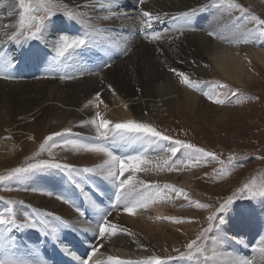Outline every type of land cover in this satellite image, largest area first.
<instances>
[{"label": "bare ground", "instance_id": "obj_1", "mask_svg": "<svg viewBox=\"0 0 264 264\" xmlns=\"http://www.w3.org/2000/svg\"><path fill=\"white\" fill-rule=\"evenodd\" d=\"M2 1L0 0V10L12 2V0H5L4 3ZM63 1L69 5L68 9L79 13L78 19L70 21L67 17L63 18L50 31L52 32L51 35L55 36L53 37L55 39L46 37L45 42L47 45L55 42L59 36L56 35V30L58 29L60 30L59 33L63 32L70 36L83 35L86 31L91 32L95 29H100L99 35L94 37L96 41L99 39L100 43L90 44L88 47L74 53L80 58H85L87 63L94 67L96 70H94V75L96 76H91L81 70L74 72V68L71 73H68L66 65L59 68L56 60L53 58L54 49L49 48L39 40H34V42L21 38V43L19 44L10 40L9 37L15 34L16 23L11 21L12 18L5 16L8 12H0V62L4 58H7L11 65L6 73L10 78L5 79L3 76H0V130L8 131L13 125L28 130L39 118H48L52 123V127H56L54 131H58L67 123H71V131L75 136L65 135L67 137L57 140L56 146L49 150L51 158L53 156L61 157L63 160L65 158L64 162L69 163L68 165L70 166L78 162L86 165L84 168H95L101 166L97 163L93 165L97 160L102 161V165L105 164L107 156L103 153L74 149L71 144H65V141H75L77 144L96 143L98 140L95 137H99V135L96 132L95 126L90 121L96 119L97 112L103 118L114 123L125 121L134 114L140 115L145 110H159L160 112L170 106L174 107L180 115L189 112L193 120L197 119L198 122L202 118H206L207 120V118H210L212 114L217 112L204 100L202 101L200 97L190 93L185 86L179 87L178 81H176L178 79L179 81L181 80V77L177 73L182 72L187 76L189 74L197 75L203 73L200 58L195 59L193 57L195 54L200 55V57L202 56L224 79L240 87H244L245 84L250 86L255 83L253 74L248 68L249 62L257 63L264 69V44L258 46L252 43V38L256 35L257 28L249 25L244 26L234 17L224 13L220 14L217 11H211V15H208L203 20L206 14H200L199 8L208 0H158L155 4V0H145L144 4H141L140 11L144 6L146 7L145 11L151 12L153 16H155V12L149 5H156L160 8L162 6L165 7L167 17L175 16L192 9H197L196 15L200 16L199 23H202L203 27L201 32L197 33L195 31V27L196 30L200 29V26L197 27L192 22V18H195V15L188 23L182 20L181 25L177 26L178 28L181 27L188 30V33L182 34L186 37L181 38V40H174L172 43L164 42L163 46L159 47L156 44L153 45L155 41L153 39L150 42L152 45L141 43L140 38H145V33L143 34L145 26H142V21L145 18L138 20L134 25L129 26V28H125L123 25H117L118 22L110 20V17L107 15L98 16L100 12L108 11L112 7L114 9H119L120 7L134 9L138 0H115L117 1L116 3L115 1L112 3V0ZM165 2L168 4L166 5ZM104 17L108 18L104 19ZM172 20H167L162 24L154 23L147 31L160 35L169 26L179 24L180 20ZM184 22L188 25V28L183 27ZM163 27H165V30ZM209 33L213 34L209 35ZM44 34H47V31ZM47 35L52 37L49 34ZM146 42L149 43V41ZM185 43H190L189 45H193V48L187 50ZM156 48L161 49V56L156 54ZM125 49H128L126 54ZM10 57L14 60L12 61ZM110 67L112 69L107 70ZM171 69H175L176 72L171 71ZM97 74L99 75L97 76ZM83 76H89V78L84 77L80 79ZM61 77H65V80H72L68 82L61 79ZM76 77L77 79H75ZM98 77L104 79V83L100 84V79H97ZM41 78L48 80H42ZM33 79L35 81H32ZM105 84L112 86L113 92H108L103 87ZM195 90L197 89L195 88ZM12 109H15L13 115L11 114ZM1 123H5V125L2 126ZM108 140L111 141L109 137ZM0 142L1 149L4 152L5 147L11 141L4 139ZM107 142L104 140V144L109 147L114 155L117 153V151L115 152V148H118V146L123 147L119 143H114L112 147ZM166 145L158 144L156 154H167L172 148L176 147L174 145V147ZM7 149L8 154L13 155L15 152L10 145ZM134 150L131 152L125 151L122 155L143 156L145 154V152ZM118 154L121 155V153ZM181 154L183 155L184 153L182 152ZM55 162L61 161L55 159ZM77 166L79 165L77 164ZM77 166L75 168L72 167L75 170L72 172L74 173L72 176H80V182H82L80 186L85 189V192H82V190V193H80L81 197L88 199L84 209L89 210L93 217H99L100 212L96 211V209L105 206L103 202L110 198L112 194L103 185L102 181L109 183H113V181L104 179L106 172L100 175H92L90 178L86 173L81 171V167ZM141 169L135 173H132L130 170L128 171L134 176V180L138 184L137 186H147V184L149 186L150 182H147ZM39 172L43 174L47 171L34 170L33 173L37 176ZM49 174L50 172L45 174V177L39 176V174L37 178H35V175H29L24 181L31 184L32 187L41 184L50 186L48 184ZM72 176L67 175L68 178ZM44 178L47 179L48 183L43 180ZM121 179H125V175ZM141 181L144 184L139 183ZM171 182L175 183L174 180H171ZM189 184L185 179L181 183V186L192 189L193 186ZM53 185L56 186L54 183ZM25 188H28V185ZM140 188V191L142 190L140 195L137 194L139 191H134L131 196H127L119 201L121 204L120 209L123 210V213H128L125 211V208L131 207L137 201L146 202L147 207H136L132 213H128L132 214L133 220L123 215V219L131 226V230L127 232L128 234H123V229L120 230L116 226V233L118 232V234L112 235L109 232L104 238L99 237L102 240L98 239L94 243V249L97 250L95 255L85 252L83 245L90 249V246H86V244L90 243L89 236L85 241L82 240V237L87 231L92 232L93 234L90 238L93 241L95 235H98V228L91 229L92 226L87 225L83 217L73 211L76 203L70 207L66 202L65 204H61L59 199L51 198L47 195H45L46 197L44 195V197H40L41 195H37L31 191L29 202L32 203L26 201L27 203L25 204L31 207L34 214H29L28 208L16 204L14 212L17 221L19 219L21 221V218L25 217L43 215L49 221V225L47 228L40 225L36 228L21 227V234L11 239L12 244L2 243L4 237L0 236V259L4 258L3 254L5 248H7L10 257L13 258L15 256L16 259L28 261L29 264H39V256L51 259L60 256L63 261H68L70 264H80L77 259H84L86 256L87 258L92 257L89 260L90 264H118L119 261L131 260L136 262L150 260L152 254L150 252L144 254L143 250H140L139 247H141L140 244L142 243L146 245L144 246L146 248L142 247L143 249L153 251L152 247H150L152 244L148 243L145 236L142 235L143 239L137 236L141 234V230L140 232L137 231L139 226H145L152 220L154 222L163 221L168 223L170 221L169 217L174 222L178 217L182 216L183 212H173L172 209L173 207H180L182 204L181 200L184 197L182 198L181 196L180 199H177L174 206L170 208L169 188H166L167 190L165 189V191L161 190V192H157L154 189L145 195L144 193L148 192V189L149 191L151 190V185L145 191H143L144 187ZM54 205H58L55 208L60 210L59 215H64V219L61 220L65 222L64 225L59 226L58 232L55 235L51 233V228L60 225V221L46 215L53 213ZM44 210L49 211L43 213ZM257 212L261 213L259 218L256 216ZM22 213H26V215L22 216ZM224 221L223 225H219L220 231L218 233L214 227L212 232L208 233L203 241L205 251L203 253V261L200 264H236L240 260H249L252 261V264H264V260L261 259L262 254L258 251V248L264 243L263 202L233 207ZM73 227L82 230L78 232ZM15 228L16 226H12V229ZM12 233L13 231L10 232V235ZM132 235H134L133 238L131 237ZM130 237L132 240H129ZM173 240L176 239L173 238ZM65 242L73 244L70 246L71 249L66 248L62 244ZM76 247L80 249L79 252L76 250ZM85 253L86 255L84 256ZM109 257L116 259L110 261ZM174 263L190 264L188 261H176ZM174 263L165 261V264Z\"/></svg>", "mask_w": 264, "mask_h": 264}, {"label": "rangeland", "instance_id": "obj_2", "mask_svg": "<svg viewBox=\"0 0 264 264\" xmlns=\"http://www.w3.org/2000/svg\"><path fill=\"white\" fill-rule=\"evenodd\" d=\"M114 1L115 0H112V3ZM156 1L158 0H155L154 4ZM2 2L4 3L5 0H3ZM26 2H29V0H26ZM54 2L58 4L59 7L53 8L55 14L49 20H46V29L44 33H46L47 31V34L49 35H51L52 33L50 31H52L53 26L66 17L63 11L64 5H67V8L69 7V5L63 0H54ZM116 2L117 1H115V3ZM229 2L237 4L240 7H228ZM165 4L167 5L168 3L165 2ZM221 4H223V7H220ZM30 5L33 8L39 7L37 0H30ZM202 5L199 8L200 14H206L203 20L208 15H211V11H217L220 12V14L224 13L230 15L236 20H239L240 23L244 26L249 25L256 27L257 32L256 35L252 38V43L258 46L264 44V35L260 34L261 32H264V25H260L257 20L250 19L252 16H255L258 18V20H264V0H208ZM135 6L136 8L134 9L138 10L129 8L126 9L124 7H120L121 9H114V7H112L108 11L100 12L98 16L107 15L110 17V20L114 22L116 21V23L118 22L117 25H123L125 26V28H129V26H131L132 24L134 25L138 20L144 19V17L142 16V12L145 11L146 7L143 6V9L140 11L142 5L138 3V1L136 2ZM149 6L155 12V16L159 15L162 20V22L153 20L154 22H152V25L154 23H165L167 20H170L172 19V17H174H167V11L163 6L162 8L156 5ZM241 9H243V11H241ZM21 11L22 9L19 8L18 0H12L11 4L0 10L1 13L8 12L5 16H8V18H12L11 21L16 23V31H14L15 33L19 31V14ZM30 14L44 13L43 9H41L38 13L33 12ZM192 22L195 23L197 27L200 26L199 30H196L195 27V31L197 33L203 30L202 23H199V15H196L195 18H192ZM181 23L182 20L179 21L178 25H171L166 30L165 27H163L165 32L159 35V39H153V41L155 40L153 42V45L156 44V46L159 47L163 46L164 42L172 43L174 40H181V38L186 37L182 34L185 32L188 33V30L177 27L181 25ZM183 27L188 28V25L184 22ZM59 31V29L56 30V35L64 34L63 32L59 33ZM44 33L43 39H40L39 41L47 45V43L45 42L46 37L53 38L55 36L51 35L52 37H50ZM144 33L145 31H143V34ZM54 39L55 38H53V40ZM140 39L142 44L146 43L152 45V43H150L152 40L151 38L146 39L143 37ZM146 41H149V43H147ZM97 42L100 43V40L97 39ZM53 44L54 42L47 46L53 49ZM185 44L187 50H189V48H193V45H189L190 43ZM155 51L159 56L162 55L161 49L156 48ZM54 57L55 51L53 58ZM193 57L195 59L200 58L203 73L197 75L189 74L188 78L194 86L189 87V85L182 83L181 80L179 81V79L176 80L178 81V86H185V88L190 93L194 94L195 96L197 95V97H200L202 101L204 100V102L212 106L214 108L213 110H217V112L212 114V116L210 118H207V120L206 118H202V120H199L198 122L197 119V121L193 120V117L189 112L180 115V113H178L172 106L167 107L164 111L160 112L159 110H145L142 114H134L127 120H134L137 122L149 124L157 131H159L162 135L171 137V140L162 141L156 138L144 136L143 134L139 133H120L118 134L116 139H113L112 133H110L111 135L109 134V139L111 141L107 139V142L106 140L109 145L111 144L110 146H112L114 143L123 145V147L118 146V148H115V151H120L119 153H121V155L116 153V155L120 157L130 156L122 154L125 151L131 152L134 149V151L138 150L139 152H145V154L143 155L144 157H140H142V159L147 162L139 163L138 166H141L140 169L142 168L141 171L143 170L142 174H144L147 182H150L151 190L149 191L148 189V192H145L144 195L153 191L154 189H156L157 192H161V190L165 191L166 188H169L168 196L171 201L170 208L174 206L177 199H180L181 196L182 198L184 197L183 200H181V206L173 207L172 209L173 212H183L182 216L178 217L174 222H172L171 217H169L170 221L168 223L163 221L154 222L152 220L151 222H148L149 225L146 224L142 227L139 226L137 230L138 232H140L141 230V236H137H139L141 239H143V236H145L148 240V243L152 244V246L150 245V247H152L153 251H150L148 249L147 251L143 249L146 248L144 247L146 245L142 243L140 244L141 247L139 248L140 250H143L144 254L150 252V254H152L151 258L160 257L164 261H171L172 263L176 261H188L186 259H181L180 254L184 253L185 255H187L189 250L187 249L186 245L190 241L197 239L200 233L208 227L209 221L207 218L209 216L215 215L218 218L222 217L223 219H226L229 211L231 210V208L233 209V207H238L244 204L251 205L260 201H262L264 204V196L261 195V192L264 191V69L261 68L257 63L249 62L248 68L253 74L255 83L250 86L245 84L244 87H240L224 79L213 68L211 64H208L205 59H203L202 56L200 57V55L195 54V56ZM10 59L12 61L14 60L12 57H10ZM56 62L59 68L66 65L68 73H71L74 68V72L81 70L86 74H89L91 76L93 75L94 77L96 76L94 75L96 71L94 67L90 66L85 58H80L75 54H72L67 58L62 57L59 61ZM111 67L107 70L112 69ZM99 74H97V76ZM84 77L89 78V76H83L80 77V79ZM41 79L48 80L45 78ZM75 79H77V77ZM97 79H100V84L104 83V79H101L100 77H98ZM70 80L72 79H66L65 81L69 82ZM32 81H35V79H33ZM55 81L58 82L59 80ZM103 87L108 92H113L112 86L105 84ZM195 88L197 90H195ZM216 99L223 100L224 103L214 102ZM14 111L15 109L11 110L12 115L14 114ZM1 125L4 126L5 123H1ZM55 129L56 127H52V123L48 118H39L37 122L34 123V125L28 128V130L19 128L16 125L10 127L8 131H2L1 129L0 141H3L4 139L10 140L11 142H9L8 146L10 145L15 152L13 153V155L8 154V146L5 147V151L3 152L0 145V176H7L8 173L14 168L26 167L29 163H37L41 160L55 162L56 159L57 161H61L58 163H64L68 165L69 163L64 162L65 158L64 160L61 157L57 156H53V158H51L49 150L53 148V143L56 144V141L60 140V138L67 137L69 135L75 136L71 131L72 124L67 123L58 131H54ZM56 133H60L61 135H56ZM49 136H52V140L45 143L46 138ZM95 138L98 140L96 141V143H99L102 140V138L100 137ZM177 140L182 141L185 144H192L195 146V149H204L205 152L215 153V157L206 156L203 153L195 151V149L181 147L180 145L174 143ZM158 144H167L166 146L170 147L176 146L174 148H177L178 151L175 154H173L172 151L162 155L156 154V148ZM42 145L44 146L43 150H41ZM118 149L122 150L118 151ZM182 152L184 153L183 155L181 154ZM91 158L95 159L94 157ZM108 159L109 158L106 157V160ZM76 163L79 166H77V164H71L73 165L71 167H81L80 169L82 170L86 166L82 163ZM96 163L99 165L103 164L102 161L97 160L93 165H95ZM118 167L119 166L117 165V168ZM93 169H95L94 173H86V175L90 178L92 175H100L106 172V170H102L99 167H95ZM43 171L47 172L43 174L39 172L40 175L37 174L36 176V174L33 173V170L29 173L20 174L19 177H13L9 180L0 181V216L8 215V201L20 202V200L23 203L17 204L28 208L29 213L32 214L34 211L29 205L25 204L27 202L32 203L29 202L31 191L35 192V194L37 195H41L40 197H42L43 195H47L55 199H59L60 193L62 195L60 197H63V199H59L61 204H65V201L69 198L74 199L81 197L76 192H74L75 189H80L81 187L76 186L77 184H82L80 182V176L73 177L72 175L74 173H71L72 177L68 178L67 175L69 174V172L60 169H47ZM48 172H50V174L48 175L49 183L47 182L46 178H44L43 180L50 184V186L41 184L34 185V188L31 184L24 181L26 180V178H28L27 176L29 175H35V178H37L38 175L44 176L45 174H48ZM128 172L129 171H125L126 174L124 173L125 179L129 175H131L130 172ZM184 178L187 180V182L190 183V186H193L192 189L184 188L181 186V183L183 182V180H185ZM171 180H174L175 183L171 182ZM54 181H57V186L53 185ZM133 183H136L134 184L135 191H139L137 193L139 195L142 193V190L140 191V187L145 188L143 189V191L147 190V187H150V185L148 186V184L147 186H137L138 184L135 180L133 181ZM26 185H28V188H25ZM245 185H247V188H245ZM38 186L40 187L38 188ZM55 187L60 188L59 192L57 188L55 189ZM113 187L114 189H116L115 183H113ZM137 187L139 190L136 189ZM173 188L176 190H183V193L186 194L187 198L184 194H178V192L174 191ZM53 191H55V194L52 193ZM64 193H66V196L64 195ZM82 199L85 200L86 198ZM229 200H231V203L228 204L225 212L221 214L219 212L220 205ZM15 205L12 206L13 209L15 208ZM198 205H204V207H200ZM56 206L58 205H54L52 210L53 213H51V216L64 219V215H59L60 210L55 208ZM115 206L116 205H111L109 203L107 204V207L103 210V212H106L109 215L107 218L110 224L116 225L120 230L123 229V234H128L127 232L131 230V226H129L123 219V215H126L125 217H128V219L130 218L131 220H133L134 217H132V214L123 213V210L121 209L117 210ZM48 211L49 210H44L43 213ZM73 211L78 214L76 209H74ZM23 215H26V213H22V216ZM260 215L261 213L257 212L256 216L258 218ZM25 218H21V221L19 219L17 223H23V220ZM213 223L218 224V221H214ZM214 229L218 233L220 231V226H216ZM12 231L14 232V234L12 233V235H10V232ZM21 231L22 229H17L16 227L9 232V236L11 238L16 237L17 235L21 234ZM159 233H161L162 235ZM116 234H118V232ZM207 234L208 233H206L201 238V240L198 241V243L202 247L203 241L207 237ZM9 236H7V242H10L11 240ZM96 237V240H98L100 236L96 235ZM131 237L133 238L134 235H132ZM131 237L129 238V240H132ZM173 238H175L176 240H173ZM93 249L94 247L91 250L92 252ZM169 257H171V259H168ZM53 261L54 260L51 259H41V262L43 264H53ZM202 261L203 254L199 257V264ZM188 262L190 264H196L195 260Z\"/></svg>", "mask_w": 264, "mask_h": 264}, {"label": "snow or ice", "instance_id": "obj_3", "mask_svg": "<svg viewBox=\"0 0 264 264\" xmlns=\"http://www.w3.org/2000/svg\"><path fill=\"white\" fill-rule=\"evenodd\" d=\"M144 2L145 0H138V3L140 4H144ZM37 3L39 7L33 8L30 5V0L29 2H26V0H18L19 8L22 9V11L19 14V31H17L14 35L10 36L9 37L10 40L15 41L16 43L19 44L21 43V38H23V40L43 39V33L46 29V20H49L55 14L53 8L59 7V5L56 4L54 0H37ZM220 7H223V4H221ZM228 7L239 8L240 6L229 2ZM41 9H43L44 14H30L33 12L38 13L40 12ZM63 11H64V15L70 21H75L78 19L79 13L68 9L67 5H64ZM197 11H198L197 9L184 11L179 13L177 16L172 17V19L184 20L186 23H188L190 19L196 15ZM241 11H243V9H241ZM142 16L145 18V20L142 21V26H145L144 27L145 38L159 39L160 36L158 33H149L147 29H150L152 27L153 20L162 22L161 17L159 15L153 16V14L149 11H143ZM107 18L108 17H104V19ZM250 19L257 20V22L260 25H264V20H258V18L255 16H252ZM100 31H101L100 29H95L94 31L91 32L86 31L83 33V35H77V36L60 34L53 44V49L55 51L54 59L56 61H59L60 58L62 57L67 58L68 56H71L72 54L76 53L78 50L82 48H86L90 44L97 43L94 37L96 35H99ZM212 34L213 33H209V35ZM260 34L264 35V32H261ZM127 51L128 49H125V54L127 53ZM10 66H11L10 61L7 58H4L3 61L0 62V76H3V78L5 79L10 78L9 76L6 75L7 70ZM171 71L176 72L175 69H171ZM177 75H179L182 78L181 79L182 83L189 85L190 87L194 86L185 73L181 72V73H177ZM64 78L65 77H61V79ZM97 96H99V94H97ZM214 102L224 103L223 100H219V99H216ZM90 123L95 126L96 132L98 133L99 137L102 138L101 142L94 144H77L75 141H65V144H71V146L74 149H83L89 152L103 153L105 156L109 158L108 160L105 161L104 165L98 167L101 168L102 170H106L105 179H110L115 183L116 185L115 198L117 201H121L123 198L127 196H131V194L135 191V185L133 183L134 176L130 175L126 179H121V177L124 175L125 171L130 170L132 173L139 171L140 169L138 164L146 163L147 161H144L140 156L120 157L114 155L113 152L109 149V147H107L103 143V140H107L110 133L113 134V139H116L118 134L120 133H139V134H143L144 136L156 138L162 141L171 140V137L162 135L159 131H157L154 127H152L149 124L137 122L134 120H126L123 122L114 123L110 120L103 118L99 112L96 113V119L91 120ZM56 135H61V134L56 133ZM51 140H52V136H49L46 138L45 143ZM174 143L180 145L181 147H185L188 149H195L194 145L185 144L184 142L179 140L175 141ZM52 146L55 147L56 145L53 143ZM43 149L44 146L42 145L41 150ZM171 151L173 154H175L178 151V149L172 148ZM195 151L199 153H203L206 156L215 157V153L205 152L204 149H195ZM133 162H138V163H133ZM117 165L119 166L118 168ZM47 169L65 170L68 171L70 175L73 171H75L74 169H72L70 165L41 160L38 161L37 163H29L26 167H17L12 169L7 176H0V181L9 180L13 177H19L20 174L31 172L33 170L43 171ZM81 171L83 173H94L95 169L84 168ZM139 183L143 184L142 181ZM76 186L79 187L80 185L77 184ZM166 187H172V186H166ZM245 188H247V185H245ZM173 190L177 191L178 194H184L183 190H176L174 188ZM184 195L186 197V194ZM261 195L264 196V191L261 192ZM59 199H63V197H59ZM17 203L22 204L23 202L8 201L7 202L8 215L0 216V236L4 237L5 243H7L8 240L7 233H9L12 230V226H16L17 228H21V227L36 228L38 225H40L42 227L47 228L49 225V221L45 219L43 215L26 217L23 220V223L17 224L16 214L12 207ZM229 203H231V200L226 201L224 204L220 205L219 212L221 214L225 212ZM198 206L204 207V205H198ZM136 207H147V203L144 201H137L135 204H132L131 207H126L125 211H127L128 213H132ZM77 211L81 216L85 215V213L79 211V209H77ZM46 215L51 216L52 214L48 213ZM55 219L60 221V225L51 228V233L53 235H55L58 232L59 226L65 224V222L60 220L59 217H56ZM207 219L209 221L208 227L205 228L203 232L200 233L197 239L190 241L186 245L189 251L187 255L181 253L180 254L181 259H186L188 261L195 260L196 264H199V257L204 253L205 249L198 243V241H200L201 238L206 233L212 232L214 227L223 225L225 222L222 217L218 218L215 215H211ZM214 221H218V224H214L213 223ZM109 232H111L112 235H115L116 225L110 224L107 219V216H105L98 225V235L101 238H104L105 235L108 234ZM96 251H97L96 249H93V255H95ZM258 251L262 254L261 259L264 260V243H262V246L258 248ZM3 255L4 258L0 259V264H29L28 261L10 257L7 248H5ZM91 259H92L91 256L88 257L82 262V264H89V260ZM114 259L116 258L109 257L110 261ZM168 259H171V257H169ZM118 264H165V261L160 257H152L148 261L134 262L129 260V261H119ZM236 264H252V261L240 260L237 261Z\"/></svg>", "mask_w": 264, "mask_h": 264}]
</instances>
